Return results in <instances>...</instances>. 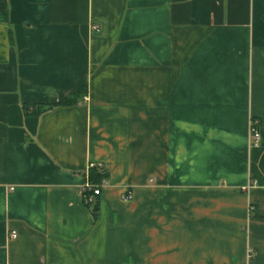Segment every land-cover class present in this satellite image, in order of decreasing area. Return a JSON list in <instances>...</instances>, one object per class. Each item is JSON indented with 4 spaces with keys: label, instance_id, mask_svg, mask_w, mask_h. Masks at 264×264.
Wrapping results in <instances>:
<instances>
[{
    "label": "crops",
    "instance_id": "0c3cea01",
    "mask_svg": "<svg viewBox=\"0 0 264 264\" xmlns=\"http://www.w3.org/2000/svg\"><path fill=\"white\" fill-rule=\"evenodd\" d=\"M0 264H264V0H0Z\"/></svg>",
    "mask_w": 264,
    "mask_h": 264
},
{
    "label": "built area",
    "instance_id": "2783aa9c",
    "mask_svg": "<svg viewBox=\"0 0 264 264\" xmlns=\"http://www.w3.org/2000/svg\"><path fill=\"white\" fill-rule=\"evenodd\" d=\"M92 30H97V27L93 26ZM84 99L86 100V98H84ZM258 126H259V124H258L257 120L250 119L249 136H250V139L252 140L254 146H256L260 140V134L258 131ZM92 167L93 166H90L89 168H92ZM97 167H101V166H97ZM87 173H88V170L86 171V181H85L84 185L81 187L80 192H81L82 199H83L84 203L85 204H91L93 198L100 196L102 189L107 186V183L102 182L100 185H93L88 180ZM250 188H251V186H248V187L244 188L243 190L248 191ZM120 199L124 202L130 201L132 199L131 192L128 189H124V192L120 196ZM15 238H16V234L11 233L10 239H15Z\"/></svg>",
    "mask_w": 264,
    "mask_h": 264
},
{
    "label": "trees",
    "instance_id": "16d2710c",
    "mask_svg": "<svg viewBox=\"0 0 264 264\" xmlns=\"http://www.w3.org/2000/svg\"><path fill=\"white\" fill-rule=\"evenodd\" d=\"M71 103V100H66L63 104L68 105ZM62 104V105H63ZM106 172L103 171L101 167L93 166L88 169L87 178L93 185H100L102 182H105ZM89 205V204H86ZM95 210V209H94Z\"/></svg>",
    "mask_w": 264,
    "mask_h": 264
}]
</instances>
